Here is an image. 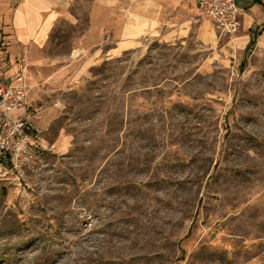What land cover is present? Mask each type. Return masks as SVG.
<instances>
[{
  "label": "rangeland",
  "instance_id": "1",
  "mask_svg": "<svg viewBox=\"0 0 264 264\" xmlns=\"http://www.w3.org/2000/svg\"><path fill=\"white\" fill-rule=\"evenodd\" d=\"M91 2L17 74L46 154L0 185V264H264L263 7L242 70L246 13L233 36L196 5L172 38L83 50Z\"/></svg>",
  "mask_w": 264,
  "mask_h": 264
},
{
  "label": "crops",
  "instance_id": "2",
  "mask_svg": "<svg viewBox=\"0 0 264 264\" xmlns=\"http://www.w3.org/2000/svg\"><path fill=\"white\" fill-rule=\"evenodd\" d=\"M72 2L0 0V81L12 82L15 76L26 75L28 67L39 61L38 53L55 20L69 12ZM196 3L197 0H92L80 46L83 50H100L111 42L115 49H125L140 37L172 38L185 28ZM256 5L251 0L246 12L243 9L241 27L246 13L247 28L253 29L255 19L249 11ZM26 118L33 121V117Z\"/></svg>",
  "mask_w": 264,
  "mask_h": 264
},
{
  "label": "built area",
  "instance_id": "3",
  "mask_svg": "<svg viewBox=\"0 0 264 264\" xmlns=\"http://www.w3.org/2000/svg\"><path fill=\"white\" fill-rule=\"evenodd\" d=\"M196 13L210 20L223 34L233 36L241 27L239 0H197ZM30 88L24 76L0 81V185L20 184V171L35 168L46 154L37 126L12 112L28 104ZM14 179H18V182Z\"/></svg>",
  "mask_w": 264,
  "mask_h": 264
},
{
  "label": "trees",
  "instance_id": "4",
  "mask_svg": "<svg viewBox=\"0 0 264 264\" xmlns=\"http://www.w3.org/2000/svg\"><path fill=\"white\" fill-rule=\"evenodd\" d=\"M252 3L253 4H258V5H261L263 8H264V1L263 0H252ZM251 38L245 48V55L246 57L242 60V63H241V69L243 70L244 69V66H245V63L247 61V56L251 53V51L253 50L256 42H257V38L258 36L261 34V32H258L257 28L254 30L251 29Z\"/></svg>",
  "mask_w": 264,
  "mask_h": 264
},
{
  "label": "bare ground",
  "instance_id": "5",
  "mask_svg": "<svg viewBox=\"0 0 264 264\" xmlns=\"http://www.w3.org/2000/svg\"><path fill=\"white\" fill-rule=\"evenodd\" d=\"M264 37H262L261 39H263Z\"/></svg>",
  "mask_w": 264,
  "mask_h": 264
}]
</instances>
